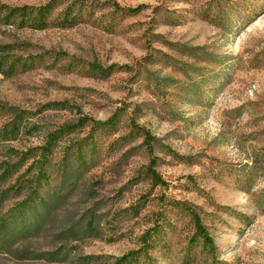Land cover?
Returning <instances> with one entry per match:
<instances>
[{"label": "rangeland", "instance_id": "rangeland-1", "mask_svg": "<svg viewBox=\"0 0 264 264\" xmlns=\"http://www.w3.org/2000/svg\"><path fill=\"white\" fill-rule=\"evenodd\" d=\"M51 1L0 0V224L49 205L0 264H264V0H84L98 10L68 28L10 15Z\"/></svg>", "mask_w": 264, "mask_h": 264}, {"label": "trees", "instance_id": "trees-1", "mask_svg": "<svg viewBox=\"0 0 264 264\" xmlns=\"http://www.w3.org/2000/svg\"><path fill=\"white\" fill-rule=\"evenodd\" d=\"M80 2V4H79ZM63 3V0H52L49 4L39 7V8H34V7H20L18 9H13L10 12V15H16L18 13V16H22L23 20H26L23 24L25 26H29L31 28L35 29H46L49 25L53 24H59V27H73L76 25H79L81 23H84L86 21V14H92L94 12V9L97 11V7L94 5L87 4L83 1H76L71 6H68L65 9V12L59 15V18H57V22H51L48 20L49 15L51 14V11L54 9H57L61 4ZM117 8L121 9L124 14L126 15H132L135 13H138L140 9L135 8H122L117 6ZM31 11V12H30ZM35 15L32 17V14ZM31 15V16H30ZM32 17V18H31ZM60 17L62 18V21L60 23ZM29 20V21H28ZM225 20L221 18V26L225 27ZM178 51L196 61H203V62H211V63H219L220 60L223 57H219L218 55H215L213 53H209L204 50L203 47H187L184 45H180ZM174 60V59H171ZM188 66L192 69L193 72H198V76H201L200 71L202 70L201 67H196L193 64H188ZM182 74L187 76L189 73L187 71H180ZM167 81L170 82H176L175 79H172L170 77H166ZM197 83V82H196ZM195 82L191 83L192 87H196L197 84ZM4 109L0 107V116L3 114ZM115 117H111L107 121H99V120H94V119H89V118H82L80 119L79 123L76 125H73L72 127H69V130L77 129L85 125L87 122H90L95 128H105L108 125H110L114 121ZM61 132H65V130H62ZM0 133H4V131H0ZM6 133V132H5ZM2 135V134H1ZM0 135V136H1ZM57 135L56 133H52L48 140V144L45 146L41 147L38 150H41V160L37 161L38 164L40 165V170H39V176H43V173L45 171V165H46V155L49 153L51 142L55 140ZM1 138L4 140H10L8 139V135H4ZM144 140L145 143L147 144L149 148V152H153V145L151 144V141L153 138L151 137L149 132L144 133ZM156 160L153 159L152 163L149 167V175L151 178V181L153 184L156 185H165L166 182L161 178L159 173L156 170ZM42 178V177H40ZM39 186L35 187L34 192L39 194ZM41 198L40 196H38ZM32 200L28 197V200L23 202L21 205H19V213L18 217H11L10 219H5L3 222L0 224V252H6L9 249H11L15 244H17L20 240L25 239L27 236L33 234L34 232H38L42 228V224L44 223V220L46 218V215L49 211V205H47L43 200L42 203L39 205L42 206L41 209L43 208L44 213L39 211L37 206H33L35 204L31 203ZM29 205L33 206L32 211H25L24 206ZM34 209V210H33ZM31 212V213H30ZM191 218L194 222V228H195V235L197 237V242L199 241L203 245L207 247H212L214 242L213 238L211 237L207 227L203 224L201 217L198 213L192 211L191 212Z\"/></svg>", "mask_w": 264, "mask_h": 264}]
</instances>
